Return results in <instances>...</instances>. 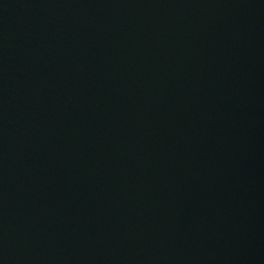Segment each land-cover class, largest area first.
Returning a JSON list of instances; mask_svg holds the SVG:
<instances>
[{
    "label": "water",
    "instance_id": "obj_1",
    "mask_svg": "<svg viewBox=\"0 0 264 264\" xmlns=\"http://www.w3.org/2000/svg\"><path fill=\"white\" fill-rule=\"evenodd\" d=\"M0 264H264V0H0Z\"/></svg>",
    "mask_w": 264,
    "mask_h": 264
}]
</instances>
